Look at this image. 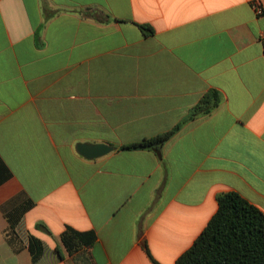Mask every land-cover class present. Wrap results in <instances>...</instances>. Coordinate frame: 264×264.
Wrapping results in <instances>:
<instances>
[{
	"label": "crops",
	"instance_id": "obj_1",
	"mask_svg": "<svg viewBox=\"0 0 264 264\" xmlns=\"http://www.w3.org/2000/svg\"><path fill=\"white\" fill-rule=\"evenodd\" d=\"M228 192L264 213V0H0V264H175Z\"/></svg>",
	"mask_w": 264,
	"mask_h": 264
},
{
	"label": "trees",
	"instance_id": "obj_2",
	"mask_svg": "<svg viewBox=\"0 0 264 264\" xmlns=\"http://www.w3.org/2000/svg\"><path fill=\"white\" fill-rule=\"evenodd\" d=\"M76 12L102 23L111 19L108 14L96 10L85 9ZM139 28L143 32L153 34L149 26L139 25ZM222 101L223 96L219 91L210 90L191 110L189 117L175 128L141 142L122 146L120 150H154L160 154L162 147L187 122L212 113ZM217 204V212L206 228L175 264H264V213L235 192L218 195ZM61 241L70 253H74L82 246L92 247L97 237L93 232H79L69 227L62 234ZM142 246L153 263L158 264L153 259L147 243L144 242ZM29 251L32 260L37 262L44 254L43 243L31 236Z\"/></svg>",
	"mask_w": 264,
	"mask_h": 264
},
{
	"label": "water",
	"instance_id": "obj_3",
	"mask_svg": "<svg viewBox=\"0 0 264 264\" xmlns=\"http://www.w3.org/2000/svg\"><path fill=\"white\" fill-rule=\"evenodd\" d=\"M77 150L87 159H97L111 153L113 148L106 144H79Z\"/></svg>",
	"mask_w": 264,
	"mask_h": 264
},
{
	"label": "built area",
	"instance_id": "obj_4",
	"mask_svg": "<svg viewBox=\"0 0 264 264\" xmlns=\"http://www.w3.org/2000/svg\"><path fill=\"white\" fill-rule=\"evenodd\" d=\"M255 10L257 12L258 15H261L262 14V9L260 8V6H255Z\"/></svg>",
	"mask_w": 264,
	"mask_h": 264
}]
</instances>
